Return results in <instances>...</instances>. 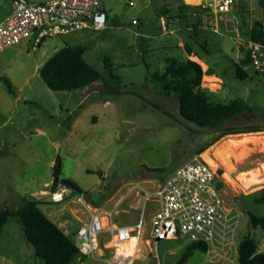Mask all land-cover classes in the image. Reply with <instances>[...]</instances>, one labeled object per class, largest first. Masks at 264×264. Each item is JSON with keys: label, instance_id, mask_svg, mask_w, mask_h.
Masks as SVG:
<instances>
[{"label": "rangeland", "instance_id": "374dc122", "mask_svg": "<svg viewBox=\"0 0 264 264\" xmlns=\"http://www.w3.org/2000/svg\"><path fill=\"white\" fill-rule=\"evenodd\" d=\"M130 1L135 5L130 6ZM102 2L108 15L105 30L49 38L35 49L23 42L0 52V209L18 210L28 200H40L41 210L76 245V232L84 219L82 207L73 198L51 203L40 196L41 191L52 190L57 169L60 180L74 182L94 201L107 196L100 207L109 208L126 196L121 206L126 212L119 216L117 224L127 219L135 223L141 219L143 208L138 210L142 201L138 193L129 195L133 186L155 189L169 175L150 169H177L217 134L189 125L180 115L178 102L152 80L154 74L163 72L166 58L181 62L189 58L187 47H178L180 41L197 56L190 60L216 74L217 78L204 76L202 81V88L213 92L215 100L241 98L255 109L256 113L240 115L226 127L264 130V72L258 74L251 66L243 67L247 73L244 80L235 73L243 58V49L238 50V45L248 38L255 21L264 19V8L258 0H238L234 11L226 15L220 34L198 27L200 22L194 16L175 19L164 33L161 15L165 16L163 10L172 6L173 0ZM180 7L176 5L175 12H171L173 18ZM11 12V1L0 0V23ZM134 20L137 24H133ZM66 46L84 47V59L102 75L103 60L109 57L113 73L121 81L120 93H109L102 81L72 92L49 89L40 69ZM3 78L10 82L15 94L8 91ZM77 111L80 121L70 135L65 121ZM247 134L224 136L200 154L206 161L203 154L211 150L212 157L220 163L217 171L224 183L221 197L239 215L232 237L234 247L222 250L215 243L216 252L199 248L181 262L191 244L185 238L162 240L151 246L141 239L128 264H152L154 258L159 264H239L236 249L249 235L264 252V229L251 224V215L264 217V203L255 202V198L262 197L264 184L251 186L254 174L264 170V131ZM217 145L222 146L223 154L232 163L228 176L224 175L226 167L219 155L212 151ZM103 175H107L105 180ZM154 208V203H147L144 237H148ZM103 241L106 243L108 237ZM105 246L100 245L98 260L79 255L73 264H117L114 250ZM0 264H44L35 256L17 218L10 219L0 235Z\"/></svg>", "mask_w": 264, "mask_h": 264}, {"label": "built area", "instance_id": "2783aa9c", "mask_svg": "<svg viewBox=\"0 0 264 264\" xmlns=\"http://www.w3.org/2000/svg\"><path fill=\"white\" fill-rule=\"evenodd\" d=\"M10 1L12 12L0 23V52L23 42L31 44L35 49L49 38L107 28L108 15L102 0ZM237 1L201 0L193 6L197 7L193 13L200 22L197 26L220 34L226 15L234 11ZM129 5L134 6L135 3L130 1ZM133 24H137V21L134 20ZM242 40L244 42L238 45V50L242 48L243 58H249L248 66L258 74L263 73L264 40ZM101 178L105 180L107 175ZM219 181L222 180L218 171L213 170L201 155H195L153 190L134 185L129 195L132 192L138 193L143 204L141 219L135 225L117 224L116 218L123 211L121 206L126 196L109 208L95 207L86 195L64 185H59L50 192H41L40 196L48 198L51 203H61L73 198L88 215L87 220L81 221L76 233L80 255L98 260L100 245L110 244L105 247L114 250L117 264H128L132 257L125 252V245L132 238L138 240L136 251L140 239L151 246L157 241L179 237L190 243L206 245L209 253L217 251L215 243L221 245L222 250H231L234 247L232 237L236 227L235 219L239 215L235 209L225 205L218 188ZM148 202L156 204L157 209L150 221L148 237H144V214ZM104 237H108L106 243L103 241Z\"/></svg>", "mask_w": 264, "mask_h": 264}, {"label": "trees", "instance_id": "16d2710c", "mask_svg": "<svg viewBox=\"0 0 264 264\" xmlns=\"http://www.w3.org/2000/svg\"><path fill=\"white\" fill-rule=\"evenodd\" d=\"M264 8V0H258ZM197 7L183 5L179 8L180 18L192 17ZM248 39L260 42L264 40V19L256 20L248 31ZM187 47L189 56L192 50ZM86 49L84 47L66 46L56 52L40 69V76L49 89L53 91H77L92 86L98 81H102L109 93L119 94L121 81L113 73V62L109 57L104 58V75L99 70L90 66L84 59ZM249 58L244 57L236 65V76L242 80L247 78V73L243 67L248 66ZM215 73L208 69L204 71L202 66L195 61L187 59L184 62L176 58H167L166 67L162 73L152 76L154 83L159 84L162 91L169 97L176 100L179 105L180 115L188 124L197 126L204 130L217 132L211 142L198 148L194 155H200L207 148L227 135L247 134L260 132L258 128L233 129L226 127V124L248 112L256 113L255 109L249 106L243 99L236 98L228 102L215 100V94L202 88L204 76H211ZM8 91L15 94L10 82L4 79ZM80 111L74 112L66 119L67 130H70L74 121L78 118ZM187 127V126H186ZM191 132L192 129L187 127ZM150 171L155 173H168L170 176L175 168H154ZM221 174L222 171H219ZM59 185L67 186L74 191L86 195L89 202L95 207L108 198L101 196L98 200H93L89 194L82 190L70 180H60L55 176L52 183V190ZM224 187L222 181L218 182V188ZM256 203H264V191L262 197L255 198ZM42 201L31 199L18 210L0 209V235L6 223L17 218L24 227L27 241L33 246L35 256L40 258L44 264H73L79 257V249L71 238L40 208ZM253 228L264 229V217L251 215ZM206 252L207 247L202 243L189 244L184 252L181 262L190 258L197 249ZM239 264H264V252L259 251V242L251 235L247 236L237 248Z\"/></svg>", "mask_w": 264, "mask_h": 264}, {"label": "bare ground", "instance_id": "6f19581e", "mask_svg": "<svg viewBox=\"0 0 264 264\" xmlns=\"http://www.w3.org/2000/svg\"><path fill=\"white\" fill-rule=\"evenodd\" d=\"M188 4H199L200 3V0H185ZM202 63V62H201ZM203 64V63H202ZM204 65V64H203ZM207 78V77H206ZM208 79V78H207ZM213 79V77H212ZM241 135V134H240ZM249 134H243V136H248ZM251 135V134H250ZM260 136V135H259ZM228 138V137H227ZM244 139V138H243ZM260 139V138H259ZM223 140V139H222ZM226 140V139H225ZM251 140V139H250ZM253 140V139H252ZM228 141V140H227ZM257 143L258 141L255 140ZM262 141V140H261ZM234 143V142H233ZM232 143V144H233ZM238 143V142H237ZM226 146V145H225ZM234 146V145H232ZM237 146V145H236ZM239 146V144H238ZM247 146V145H246ZM250 147V146H249ZM213 150L212 151H215L216 155L218 156L219 155V158L221 159V163L226 167V172L227 174L225 173L224 175L225 176H228V173L231 172L232 170V166L229 162V158L228 157H225V154H223V150H222V146H214L212 148ZM241 149V147H240ZM227 155V154H226ZM203 157L205 158L206 162L211 166V168L213 170H217L220 163L218 161H216L212 155H211V150L209 151H206L204 154H203ZM215 157V156H214ZM249 157V156H248ZM244 158V157H243ZM220 161V160H219ZM233 162V161H232ZM231 182V181H230ZM252 185H259V184H264V170L262 172V174H254L252 180H251ZM243 187V186H242ZM245 187V186H244ZM248 190V189H247ZM138 244V240L136 238H132L126 245H125V252L127 253V255H129L130 257H134L135 256V253H136V246ZM140 253V252H139ZM142 254V253H141ZM145 256V255H144Z\"/></svg>", "mask_w": 264, "mask_h": 264}, {"label": "crops", "instance_id": "0c3cea01", "mask_svg": "<svg viewBox=\"0 0 264 264\" xmlns=\"http://www.w3.org/2000/svg\"><path fill=\"white\" fill-rule=\"evenodd\" d=\"M201 1V0H200ZM183 6V5H187V6H191V7H193V6H195L194 4H188L185 0H173V2H172V6H170V7H167L166 9H164L163 11V13L165 14V16L164 15H161V20H162V30L164 31V33H167L168 32V30H169V27L173 24V23H175L176 22V20L175 19H181L180 18V12L176 15V18H173L172 16H171V12H175V6ZM104 6V5H103ZM105 9V8H104ZM162 14V13H161ZM166 19V20H165ZM198 19V18H197ZM198 22V21H197ZM188 27V29L189 30H192V28H190L189 27V25L187 26ZM164 28H166L167 30L165 31L164 30ZM180 30H181V28H179ZM170 33H173V31H171ZM42 45V44H41ZM184 46H185V42H183V41H180L179 42V44H178V47H180V48H184ZM193 56H195V57H197L196 55H194L193 54V51H192V57L191 56H189V58L188 59H190V58H193ZM167 59V58H166ZM166 59H165V64H166ZM45 64V63H44ZM43 67V66H42ZM166 67V66H165ZM165 69V68H164ZM164 69H163V71H164ZM206 77H213V78H217V76H216V74H214V75H211V76H206ZM72 114V113H71ZM80 114H79V116H78V118L74 121V123H73V125H72V127H71V129L70 130H68V132H69V134L70 135H72V134H74V132H75V130H76V128H77V125H78V123H79V121H80ZM54 164V163H53ZM172 175V174H171ZM166 180V179H165ZM164 181V180H163ZM162 181V182H163ZM161 182V183H162ZM157 186V185H156ZM155 186V187H156ZM41 192H44V191H41ZM40 192V193H41ZM108 200V199H107ZM106 201V200H105ZM104 201V202H105ZM142 201H141V204H140V206L138 207L139 209L138 210H140L141 208H142ZM122 209V208H121ZM156 209H157V206H156V204H155V208H154V212L156 211ZM123 210V209H122ZM125 210H123L122 212H121V214H125ZM139 212V211H138ZM154 212H153V214H154ZM83 215H84V219L82 220V221H84V220H87V218H88V215L86 214V213H82ZM120 214V215H121ZM153 214L151 215V217H150V219H149V221H151V218H152V216H153ZM118 218H119V216L116 218L117 220H118ZM81 223V222H80ZM136 223H138V222H132V221H130L129 219H127V221L126 222H124V223H122L121 225H135ZM145 224L146 223H144V226H145ZM150 225V224H149ZM80 226H81V224H80ZM60 227V226H59ZM61 228V227H60ZM146 231V230H145ZM145 231H144V233H145ZM66 234H67V232H65ZM77 233V232H76ZM143 233V234H144ZM141 240V239H140ZM260 245V244H259ZM236 251H237V249H236ZM260 251V250H259ZM260 252H262V251H260Z\"/></svg>", "mask_w": 264, "mask_h": 264}, {"label": "water", "instance_id": "95a60500", "mask_svg": "<svg viewBox=\"0 0 264 264\" xmlns=\"http://www.w3.org/2000/svg\"><path fill=\"white\" fill-rule=\"evenodd\" d=\"M59 175V169H57V173H56V177H58ZM159 241H157L158 243ZM152 264H157V258H154L153 261H152Z\"/></svg>", "mask_w": 264, "mask_h": 264}, {"label": "flooded vegetation", "instance_id": "af4514ba", "mask_svg": "<svg viewBox=\"0 0 264 264\" xmlns=\"http://www.w3.org/2000/svg\"><path fill=\"white\" fill-rule=\"evenodd\" d=\"M201 141V140H200ZM202 141H205V139L203 138Z\"/></svg>", "mask_w": 264, "mask_h": 264}]
</instances>
